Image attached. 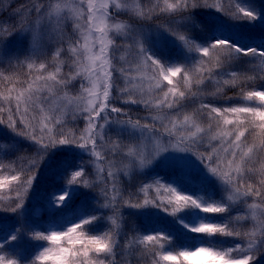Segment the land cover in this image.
<instances>
[{
  "label": "snow or ice",
  "instance_id": "snow-or-ice-1",
  "mask_svg": "<svg viewBox=\"0 0 264 264\" xmlns=\"http://www.w3.org/2000/svg\"><path fill=\"white\" fill-rule=\"evenodd\" d=\"M121 14L137 22L166 17L167 23L149 31L120 20ZM31 15L38 17L35 24ZM256 29L264 30V6L255 0H30L12 9L0 21V60L26 72L21 79L0 69V215L14 218L0 220V264H121L118 249L127 256L138 251L150 264H256L264 253V162L252 165L264 151V83H255L264 76L229 70L251 61L264 68V37L253 36ZM12 37H30L23 59L7 52ZM161 40L176 55L162 51ZM49 42L60 45L53 71L39 60ZM78 78L80 91L72 95ZM206 82L214 91L203 92ZM225 88H240L244 102L256 103L204 102L206 95L224 97ZM117 102L142 106L146 114L134 116ZM78 117L84 127H69ZM113 128L116 138L108 134ZM253 133L259 143H248ZM22 148L31 155H16ZM57 154L65 157L54 170L63 183L48 194V209L63 213L76 196L85 203L38 224L28 219L26 201L41 166L49 167ZM157 160L190 167L200 184L183 175L154 176L125 196L120 175ZM126 209L167 218L176 231L158 224L142 234L133 225L126 235ZM248 219L252 228L237 227ZM100 221L108 230L92 234ZM216 237L234 238V246L218 247ZM25 239L33 242L31 256L18 251Z\"/></svg>",
  "mask_w": 264,
  "mask_h": 264
},
{
  "label": "rangeland",
  "instance_id": "rangeland-1",
  "mask_svg": "<svg viewBox=\"0 0 264 264\" xmlns=\"http://www.w3.org/2000/svg\"><path fill=\"white\" fill-rule=\"evenodd\" d=\"M12 2L15 3V6L8 7ZM30 3V0H0V12L3 10V14L0 17V21H5L9 19V13L12 9L14 8H19L21 6L28 5ZM255 3L257 7L259 6H264V0H255ZM28 21L32 24H35L36 21L38 20V17L35 15H31L30 17L27 18ZM120 20H125L129 23L135 24L136 27H145L151 31V27L155 24H166L167 23V18L166 17H160L159 19L153 20V21H147V22H137L134 17H130L128 14H121L119 16ZM208 17H197V20L202 23H208L209 22ZM19 20V17L17 18V21ZM15 22V21H14ZM259 31V36L256 38L259 39L261 37H264V30L258 29ZM65 31L68 33L72 32V24L71 22H68L65 25ZM196 33V32H193ZM254 36L255 34L252 33ZM152 39H155L154 36L151 37ZM117 42H121L120 38H117ZM161 50L164 51L166 54L169 55H176V50L172 48L169 43L166 40H161ZM60 45L56 44L55 42H49L46 43L43 50L42 54L39 56V60L44 61L49 64V71L54 70V65L52 63V55L55 51L56 47H59ZM30 50V37H25V38H17V37H12L8 41V48L7 52L10 55H18L21 59H23L25 56L29 54ZM66 61L68 60L67 55L65 54L63 57ZM179 62H183V59H180ZM15 63V61H13ZM9 66L7 60H0V69H3L5 73H11L12 70L8 69L7 67ZM63 71L65 73L69 72L70 69L65 65L63 68ZM82 81L78 78L76 81H73V87L70 89L72 95H77L80 91V84ZM87 86V85H85ZM195 90V89H194ZM203 90V88H202ZM207 94V93H206ZM115 95V93H114ZM207 96V95H206ZM205 96V99H206ZM201 101L197 99L194 103H189L185 109V111H191L193 108H195ZM227 104H217L218 107H223L226 106ZM116 106L118 107H130V110L134 116H143L146 113L143 111L142 106H124L121 103L117 102ZM70 119V118H69ZM85 125V121L83 120V117H78L75 122H70L69 127H79L83 128ZM109 135H111L113 138H116V131L115 129H110L109 130ZM127 133H122L121 134V139L125 141V143L128 142L127 140ZM200 151H205L206 149L204 147H201L199 149ZM31 151V150H30ZM65 157L62 154H57L55 157L52 158L51 165L49 167H44L47 169V171H52L54 169H58V165L61 160H63ZM87 159V157H85ZM57 162V163H56ZM124 163H127L126 160L123 161ZM264 162V151L258 153L256 162L252 165L253 167H259L260 163ZM188 176L191 178L192 181H194L197 185L200 184L201 177L198 173L192 171L190 167H175L172 165H165L164 163L160 162L159 160L154 161L153 165L149 166V168L144 169V170H134L132 173L129 175H120V187L124 190V195L127 196L128 192H136L139 187H141L144 183H148L152 177L154 176H176V177H181V176ZM90 179H95V176L90 174L89 176ZM102 186V185H101ZM98 190V189H96ZM218 191V190H217ZM154 194V193H152ZM139 199H143V194H139ZM217 198L219 196L217 195ZM251 202V199L249 200ZM27 203V201H26ZM139 210L135 209H126L123 210V215L125 219V223L122 225V231L126 235H131L132 234V228L133 225L136 227L138 231H140L142 234H147V232L155 225H164L171 231H176V226L170 222L169 219L167 218H157V217H138L136 215H130L129 213H134ZM110 212H107V215H110ZM236 214V211L233 212V215ZM2 215H0V220H3L4 222H7L8 220H5L4 218H1ZM253 226V221L250 219L241 221L237 227H239L242 231L249 230ZM171 228H174L173 230ZM179 235V233H178ZM180 240H183V236H180ZM217 241V246L218 247H232L234 246L233 241L234 238L231 237H216ZM121 245L124 244L125 240L124 238H121L120 240ZM236 242H239L238 240ZM177 244H180V241H177ZM117 260L121 261V264H128V261L131 260L132 264H150V260L146 257H142L140 253L137 251L134 256H127L122 253H118ZM256 264H264V253H258L257 254V261Z\"/></svg>",
  "mask_w": 264,
  "mask_h": 264
},
{
  "label": "trees",
  "instance_id": "trees-1",
  "mask_svg": "<svg viewBox=\"0 0 264 264\" xmlns=\"http://www.w3.org/2000/svg\"><path fill=\"white\" fill-rule=\"evenodd\" d=\"M11 6H15V3L12 2L8 7ZM3 10L4 9H2V12H0V17L3 14ZM259 31L260 30L256 29L253 32L255 34L254 35L255 37L260 35ZM196 35L197 33H193V36ZM184 62L186 61L183 60V62L181 63ZM7 68L12 70V72L6 74L17 73L20 74L21 79L25 78L23 74L26 72V69L18 68V67H9V66ZM229 70L238 71V72H247V74L250 76L251 75L264 76V68L259 67V61H251L250 63H245L242 67L239 68L233 67ZM261 83H264V81L257 80L255 83V87L259 88ZM247 90H249V88L245 87L244 91ZM212 91H214V85L210 82H206V86H203V92L206 94ZM239 93H240V88H225L224 97H232L231 100L225 101L224 97L214 98V97L206 96L204 102L212 103L216 107H218L217 104L220 105L227 104L226 106L223 107H230L234 105H241L243 103H249V104L256 103V102H244L239 96ZM253 142L259 143V137H255V133H253V135L248 137V143H253ZM16 155L29 156L31 155V151L22 148L19 153H16ZM8 159H15V157L9 156ZM23 163H27V161H23ZM41 168L42 170L39 173L37 180L34 182L33 189L30 190L29 192V198L26 203V207L28 210V219L30 221H35L38 224H43L50 218H53V216L59 217L62 214L72 213L84 205L85 203L84 198L82 196H76L73 199L71 205L68 208L64 209L63 213L53 214L47 207V196L49 193L53 192L54 190L59 189L60 184L63 183V179L59 175L58 171H54L56 169L48 172L47 169L43 167V165L41 166ZM104 215L107 216V211L104 213ZM1 218L8 220L5 223H12L14 220V218H12L9 214H3ZM107 230H108V224L104 221H100L98 222V227H96L92 231V234H101ZM32 243L33 242L28 241L26 239L22 240L18 246V251L22 250L26 255L31 256L32 254H34ZM117 252L121 253L119 249L117 250Z\"/></svg>",
  "mask_w": 264,
  "mask_h": 264
}]
</instances>
